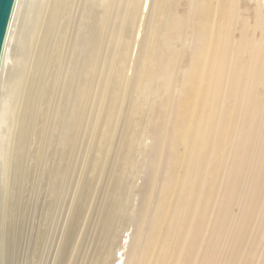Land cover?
<instances>
[{
  "label": "rangeland",
  "instance_id": "1",
  "mask_svg": "<svg viewBox=\"0 0 264 264\" xmlns=\"http://www.w3.org/2000/svg\"><path fill=\"white\" fill-rule=\"evenodd\" d=\"M63 1L65 0H59L58 6L63 3L67 4L70 0ZM123 3L124 0H108V7L103 21L94 23L95 25L93 24L90 32L95 37V43L88 49L79 47L75 50V68L81 62V64L87 65L88 71L86 74L79 75L76 80L77 83H74L70 79V81L67 80L68 78H62L61 82H64L65 85L71 82L77 85L75 94L70 96L71 99H74L75 107L73 112H68V95L65 97L67 101L62 97V103L60 106L58 104L59 110L55 117L56 126L53 125V116L51 114L54 98H51L55 94L54 87L60 77L56 76L61 70L59 67L62 68V65H64L61 64L64 63V58L60 54L62 45L60 47L57 45L60 41L54 34V32H57L55 29H57L58 25L55 26V23L50 19L51 21L49 20L48 22L53 23L49 24L46 22L49 26H45V29L50 27V31L40 30L41 28L38 29L39 34L36 32L37 30L35 31L37 35H34L35 39L34 36L33 39L36 40V37L38 39L36 40L37 42L33 39L32 41L39 45L46 40V44L43 43L44 47H46L44 48L45 50L42 49V45H39L40 47L38 46V48L34 43L29 44L28 38H26L27 42L25 40L29 45L32 44V46H28L31 49L38 48L37 51L33 49V51L35 50L34 52L41 51L40 54L34 53L35 55L31 54L32 50L31 52L26 51L29 52L30 56L32 55L36 58H32L31 56L33 62L31 61L32 66H29L31 69L29 76L31 75V78L28 77V80L30 79V83L32 80V84L29 83L30 87L32 86L30 89L32 92L28 91L27 100L32 97L33 99L27 101L30 104L26 103L27 105L24 106L25 109L23 110H27L28 112L24 113V115H28L24 117L23 122L25 123H22V134L24 133L22 137L24 140H22V159L20 158L19 167L20 175H27L28 177V179L26 178L27 184L24 193L25 204L26 206L28 205L27 209L31 212V216L33 215L35 218H33V222H35L34 226L38 228H33V233L36 232L35 235L39 238L38 240L35 237V240H38L35 243L39 244H36L37 249L35 251L37 252L35 253L34 264H47L46 262L50 256L49 251L51 250V237L55 231V225H59L63 221L66 210L70 207L73 184L76 187L75 204L68 238L73 231L76 237L75 264H96V261L99 262L102 254L107 250H111L114 257V251L123 241V236L130 232L138 234L143 230L147 231V236L149 234H153V236L150 235L152 239L146 245L142 262L143 264H157L156 252L154 259L153 252L160 244L163 231L167 233L172 231V225L174 224L172 222L174 220L178 221L179 218V200L186 197L175 191L179 189L178 187L183 183V180L187 179L184 178L185 175H200L199 180L201 175H214L211 178L213 182L209 180V183L207 182V185H212L214 188L219 184H223L222 179L224 175H235L236 173L238 175L237 178L233 180L234 182L228 184L230 186L236 185L235 189L238 190H234L235 192L225 191L214 194L212 191H207L206 194L201 195L202 199L204 196L206 197L204 199L205 202L203 201L205 216L202 228L204 232L201 235L199 234L201 239L198 240L199 224L195 233L191 232L189 234V243L194 245V249H192L188 257H194L190 261H187V264H196L198 259L203 258L200 255L198 256L199 252H197V250H200L201 243L207 249V257L202 259L204 264H257L258 262V264H264V87L262 83L259 82L258 85H261L254 86L250 94L252 98L247 96L249 104L250 102L253 104L249 106L248 111H250H242L241 106L244 107V104L241 100L247 99L246 91L249 88V82L247 81L245 72L247 68L245 66L244 68L241 67L244 71H242V75L237 82L239 90L236 88L237 90L229 96L227 95L228 107H226L227 110H224V114L222 115L225 118L222 121L225 122V125L227 124L222 130L227 128V131L219 133L217 142L216 137H214L215 134L212 131L214 132L215 127H217L215 121L218 122L220 118L217 112L220 105H224L225 100L219 98L215 100L216 103L213 102V111L216 108L218 109L211 118V124L215 123V126L213 125L214 128H212L213 126L211 127L210 125V133L213 135L209 137L207 146L211 148L212 152L214 151L212 149L214 147L217 157H211L212 160H209V153H206L204 158L199 159L197 164H195L196 166L199 165V167H195L193 158H189L190 153L188 152L189 147H191L190 144H193L195 139L191 134L194 139L191 140L190 137L186 136L185 142H182L184 144L179 139L175 141V151L172 153L173 156H170V158L173 157L172 160L168 159L169 156L167 154L159 157V159L156 158V149L159 145L164 146V144L153 139V132L156 129H162V124L167 128V125H164V120L166 114L169 113L167 111L173 107L168 104L172 102L171 97L177 93L183 84L181 70L190 65V50L185 49L184 51L175 90H169L168 93L171 96H165L163 103L160 102L156 89L152 94L149 93L152 85L151 81V85L149 82H142L143 79H140L136 75L141 63L139 62L140 59L144 58L143 55L146 56L147 54H145L147 51H143L146 49L144 48V43L141 40L142 37L140 38L142 35L140 34L144 32L146 28L145 24L148 25V23L144 22L145 26L141 28L137 27L139 20L136 21L135 19L134 21L133 19L132 21L129 20L130 22L126 19L124 20ZM248 4L249 1L242 0V5ZM62 6H65V4L61 5V8H63ZM186 8L187 2L185 0L181 1L179 12L185 13ZM65 11L66 16L63 17L67 19L68 11L67 9ZM52 15L54 16V13ZM52 15L51 18H53ZM250 16H254L253 10H250ZM54 18L53 20H56ZM147 19L145 18L149 22L150 17L149 20ZM50 25H52V29L54 28V35L51 33L52 29ZM120 30H122V34L120 33L121 37L118 36ZM138 30L142 31L139 32ZM40 31L46 32V34L49 31L48 33L52 34L54 38L50 37L49 34H47L49 37L44 34L45 37L43 38L44 35H41ZM144 35H146V32ZM135 36L139 38H134ZM235 37H239L238 29ZM43 39L45 40L43 41ZM53 39L56 40L54 41ZM121 39H123V42ZM138 39L142 41L141 44V41L139 42ZM47 40L53 43V45L54 42L58 41L55 44L57 49L53 48L51 43L48 45ZM137 40L139 44L136 43ZM26 46L22 50H30ZM135 46H138V49ZM46 50L49 51L47 52ZM24 53H22V56ZM22 56H20L21 60H19V63L14 66L16 69L13 68V70H16V73H14L16 75H19L20 70L22 72L26 65L24 62H28L30 59L29 56V59L25 60L28 55L24 54ZM46 58L49 59V62ZM58 62L59 67L57 66ZM22 64L23 66H21ZM17 65L21 66L22 69L18 68L19 66ZM48 65L51 66L49 67ZM57 71L59 72L57 73ZM10 72H12L11 76H13V71ZM152 72L154 74L158 71L154 68ZM44 77L47 78L45 79ZM51 81L55 83L52 84ZM194 82L199 83L200 81L194 80ZM147 84L150 87L148 86L147 90H145ZM37 88L41 93L36 90ZM140 88H144V91H141ZM41 96L49 104H46L43 100L40 101L42 99ZM37 105L40 106L38 107ZM194 106V104H191L189 108L190 119L187 118L189 124L196 121L197 113L193 109L195 108ZM191 112L195 113L196 116L191 118ZM255 116L257 117L255 118ZM216 118L217 120H215ZM243 122L245 123L244 126H246L244 128L241 127ZM168 124L171 127L170 118L168 119ZM236 132H240V137L244 139L243 142L239 143L238 147L237 144L234 145L236 143ZM185 133L188 132L185 131ZM165 144V147L168 148L169 144L166 142ZM233 150L238 152L239 162H237V165L229 167L228 159ZM234 157L236 158V155L233 154L230 162ZM234 163H236V160ZM209 167H211L212 172H208L207 169ZM49 175L52 177H48ZM53 175L58 176L53 177ZM169 175L170 178L172 176L169 190L164 193H156L155 188L157 186L163 184V181L168 183ZM239 177L241 178L239 179ZM46 180L51 182L53 180L54 183L56 181L57 183L59 182L55 194H48L46 192V186L44 185L48 182ZM255 184L260 187L259 191L262 194H253L254 198L250 197L253 195L249 196V194L241 193L242 190H239ZM29 206L33 207L30 208ZM154 212H159L156 219L157 223L155 226L149 227L150 223L148 219L153 217ZM144 216L148 217L145 223L142 221ZM189 225L190 223L187 221L186 225H184L185 230H187ZM158 232H160L159 237ZM176 235L179 237L178 241L174 234L173 237L176 242L183 240L180 234ZM171 241L173 248L176 249V242ZM150 250L153 251L151 254L148 253ZM113 257L109 264H114ZM66 258L65 254L64 263L68 261Z\"/></svg>",
  "mask_w": 264,
  "mask_h": 264
},
{
  "label": "bare ground",
  "instance_id": "2",
  "mask_svg": "<svg viewBox=\"0 0 264 264\" xmlns=\"http://www.w3.org/2000/svg\"><path fill=\"white\" fill-rule=\"evenodd\" d=\"M58 1L59 0H16L4 40L3 52L0 61V264H34L35 253L37 252L35 251L37 249L36 244H39L37 242L35 243V241L37 240H35V237L38 238L35 235L36 232L33 233V228H37L36 226H34V216H31V212H29L27 209L28 205L26 206L25 204L24 193L28 177L27 175H20L19 168L20 158L22 159V140H24V138L22 137V135L24 134H22V123H25L23 122L24 117H27L28 115H24V113H27L28 111L23 110L25 109V105L30 104V102L27 101L33 99L32 97L27 100L29 94L28 91L32 87H30V84H32V80L31 83L30 79L28 80V77L31 78V75L29 76V71H31L29 66L31 65V61L33 62L31 56L35 55L34 53H41V51L34 52L35 50L37 51V49L40 47L39 45L43 46V48L41 47L42 49L46 48L43 44H46V40L43 39V41L45 40V42L37 45L35 42H37L36 40L38 39V37H36L37 39L34 40V35H37L36 32H38L39 34L38 29L40 28V30L43 31H50V27L48 29H45V26H49V24L53 22L55 23V26L58 25L57 29H55L57 32H54V34L55 37L61 42V44L60 42L58 44V41H56L54 42V45L56 43L57 45H59V47L60 45H62L61 49L59 47L58 48L60 49L61 56H63L64 58V63L61 64L64 65H62L63 67L61 68L58 66L59 62L57 63V66L61 70L59 69L60 72L57 71V73H59L56 76L60 77L54 87L55 94L53 97L51 96V99L54 98V104H52L54 106H52L53 111L51 112V114L53 116V125L56 126L57 122L55 121V117L59 110V106L62 103V97H64L65 100L66 95H68V112H73V109L75 107L74 99H71L70 96H73L75 94L77 85L73 84L72 82L65 85L64 82H61L63 80L62 78H68L67 80L70 79L74 83H77L76 80L78 79L79 75L87 73L88 67L86 64H81L80 62L78 64V67L75 68L74 52L79 47L82 49H88L93 43H95V37L94 35L90 34V32L93 28L94 23L103 21L105 11L108 7V0H70L67 4L60 3L61 5L65 4V6H62L63 8H61L60 4V6H58ZM181 1L183 0H124L122 11H124V20L126 19L128 20V22L132 21L133 19L134 21L135 19L136 21L139 20V24L137 22L136 23L138 24L137 27L141 28H144L142 26L146 25L147 31L146 28L143 33L141 32L143 29L138 30L139 32H141V34L139 33L140 35H142L140 36V38L142 37L141 40L143 41L144 48L146 49L143 51H147L145 52V54H147L146 56L142 54L144 58L141 57L143 60L140 59L139 61L141 63L139 64V69L137 70L138 73L136 75L140 79H143L142 82H149L150 84L151 81L152 85L150 84L151 88L149 93L152 94V92H154L156 89V91H158L157 97H159L158 100L160 102L163 103V99L165 98V96H171L168 93L169 90H175L176 80L178 78L177 75L180 70L184 51L185 49L190 50V65L181 70V78L183 84L181 85V88L178 89L177 93L173 94L174 96L171 97V101L173 103L171 102L170 104H168L173 107H171V109L167 111V113H169L166 114L164 120V125L166 124L167 128H165V126H163L162 124V129H156V131L153 132V139L164 144V146H158V148L156 149L155 157L159 159V157L165 156V154H167L169 156V159L170 156H173L172 153L175 151V141H178L179 139L181 143L185 142L184 139L186 136L188 138L190 137L191 140L195 138L193 144H190L191 147H189L188 150V152L190 153L189 158H193V163L195 165L197 164V161L199 159L204 158V155H206V153H209V160H212L211 157H217L214 152V147L212 148L214 150L213 155L212 150H210L211 148L207 146L208 140L211 135L215 134L214 137H216L217 142L220 135L219 133H221V131H227V128L222 130L227 125H225V122L222 121L225 120L222 115L224 114V110H227L226 107H228L227 97L235 90H239V88H237V82L242 75V71H244V66L247 68L245 72L248 79L247 81L249 82V88L246 91V98L247 96H251L250 94L254 89V86L258 85L259 82H261L262 86L264 87V0H247L249 1L248 5H242V0H185L187 2V8L186 12L183 14L179 12ZM67 6L68 8H66ZM65 9H67L68 11V16L66 17L67 19L64 18L66 16V11L64 12ZM250 10L254 11L253 17L250 16ZM52 13H54V16L52 15ZM51 15L53 16V18L55 17L57 21L53 20V18H51ZM145 18L149 20V22L146 21ZM50 19L53 22L49 23L48 21ZM46 22H48L49 24H47ZM144 22L148 23V25ZM251 22H253V24H251ZM42 26L44 27L42 28ZM50 26L52 29V25ZM103 26H105V24H103ZM53 29L51 31L52 34ZM63 29H65V32L63 31ZM237 29L239 32V37L236 38L235 34ZM49 31H47V34H49ZM121 32L122 30L119 31L118 36L122 34ZM145 32L146 35H144ZM40 33L41 35H47L46 32L43 33L42 31H40ZM52 34L49 35L50 37L54 38ZM45 35L43 36V38L45 37ZM49 35L47 36L49 37ZM47 36L46 38H48ZM137 37L135 36L134 38ZM26 38L29 39V44L34 43L36 44V47H39L37 49H35V45V48L32 49L28 47L32 46V44L29 45L28 43H26ZM107 38H109V36H107ZM32 39L35 42H33ZM49 39L51 40V38ZM48 40L47 43L48 45H50L49 43L51 42ZM53 40L55 41L56 39ZM121 40L123 42V39ZM138 40L139 42L141 41L140 39ZM138 40L136 41L137 44H139ZM142 41L140 42V44L142 43ZM51 44L53 48L57 47L56 45L54 46L53 43ZM66 44L68 45L65 46ZM25 46L26 48H30V50H22L23 48H25ZM138 46H135V48L138 49ZM33 49L35 50L33 51ZM26 51H30L32 55L30 56L29 52ZM23 52H25V55H28L25 60H27V58L29 59L30 56V64L29 61L24 62L26 63L24 69L22 70V72H20L21 70L19 71V75H16L14 74L16 73V68L14 66L19 63V60H21L20 56H22ZM34 57L32 56V58ZM45 57L47 56L45 55ZM46 60H48L49 62V59L46 58ZM23 64L21 66H23ZM21 66H19L18 68L22 69ZM41 67L43 68L42 65ZM241 67L243 68L241 69ZM13 68H15V72ZM154 68H156L158 72L153 74L152 70ZM10 71H13V76H11L12 72ZM194 80H199L200 82H194ZM54 83L55 82H52V84ZM149 84H147L145 90H147ZM140 89L141 91H144V88ZM36 90L38 91V88ZM237 97H235V99H237ZM67 98L65 101H67ZM219 98L225 100L224 105L221 104L219 109L216 108V110L213 111V102H215V100ZM34 100L33 103L35 104ZM41 100H43V97L42 99H40V101ZM241 102H243L244 104V107L241 106V110L244 112L248 111L250 105H253L251 104V102L249 104L248 98L243 101L241 100ZM51 103L52 102L50 100V104ZM191 104L195 105V108L193 109L195 113H197V117L195 122L193 121L189 124V108ZM217 109V113H219L218 116L220 118L218 117V122L215 121L217 127H215L216 129L214 132L212 131V134L210 133V125L212 127L215 123L211 124V118L215 115ZM195 113L191 112V118H193V116H196ZM256 117L257 116H255V118ZM260 117L262 116L260 115ZM169 118L171 127L168 124ZM215 120H217V118ZM244 124L245 123L243 122L241 127H246L244 126ZM214 126L212 128H214ZM184 130L188 133H185ZM239 133L240 132H236L235 134L236 143L234 145L237 144V147L239 146V143L243 142L244 140L240 137L241 134ZM191 134L194 136V138L193 136H191ZM165 142L169 144L168 148L165 147ZM193 153H195L196 156L195 154L193 156ZM233 154L236 155V158H232L230 162L231 156ZM237 154L238 152L236 150H233L230 154V157L228 159L229 167H233L234 165L238 164L237 162H239V160ZM170 159L172 160L173 157ZM235 160L236 163H234ZM169 163L172 164L171 162ZM195 167H199V165H195ZM207 170L208 172H212L211 167H209ZM236 174L224 175L222 179L223 184H219L220 186L217 185L214 188L212 185H207L208 180L210 182H213L211 178L214 175H201L200 180V175H185L184 178L187 179H184L183 183H181L178 187L179 189L175 190L178 193L186 196L184 198H180L181 200H179L178 221H171L172 224L174 223L172 225V231L168 233L166 231H163L162 237L160 239V244L158 245L157 249L154 252L152 250L148 252L149 254L153 252V259L156 252L157 264H187V261H190L194 257H188L192 249H194V245L192 243H189V234L191 232L195 233V230L199 224L198 240L201 239L200 235L204 232V229L202 228L203 218L205 216L203 201L204 199H206V197L204 196L202 199L201 195L206 194L207 191H212V193L214 192V194H218L225 191L233 192L234 190H238L235 189L236 185H228L229 183L234 182L233 180L237 178L238 175ZM50 176L51 175H49L48 177ZM57 176L58 175H53V177ZM240 178L241 177H239V179ZM171 179L172 176L170 178L169 175L168 183L165 181H161L163 184L157 186V188H155V192L164 193L168 191L169 187L171 186V184L169 183H172ZM58 183L57 181L56 183H54L53 180L52 182L48 181L47 183H45L44 185L46 186V192L48 194H55L58 188ZM75 190L76 187L75 184H73L72 194L70 198V207L67 208L66 215L63 221L59 225H55V231L51 237V250L49 251L50 256L46 262L47 264L76 263V237L74 236L73 231L71 232V236L68 238V234L70 232V221L75 204ZM239 190H242L241 193L249 194V196L253 194H262V192L259 191L260 187L256 186V184L247 186ZM36 194L38 195V193ZM250 197L254 198V195ZM158 214L159 212H154L153 217L148 219V222L150 223L149 227H153L156 225ZM147 218L148 217L146 216L143 217V223H145ZM187 221L190 223V225L187 227V230H185L184 225H186ZM159 233L160 232H158V237ZM146 234L147 231L145 230L141 231L138 234H136L135 232L127 233L125 236H123V241L115 249L114 257L112 256L111 250H107L102 254L99 262L96 261V264H109L112 257L114 264H143L142 260L144 257L145 248L147 247L146 245H148L149 241H151L152 239L150 238V235L153 236V234H149L148 236ZM174 234L175 238H177L178 241L179 237L176 234H180L183 240H181L180 242H176L175 238L173 237ZM171 240L176 242V249L173 248ZM197 252H199L198 256L200 255L203 258L198 259L196 264H204L202 259L207 257V249L204 245H202V243L200 245V250H197ZM65 254L67 257L66 260L68 259L67 263H64Z\"/></svg>",
  "mask_w": 264,
  "mask_h": 264
},
{
  "label": "water",
  "instance_id": "3",
  "mask_svg": "<svg viewBox=\"0 0 264 264\" xmlns=\"http://www.w3.org/2000/svg\"><path fill=\"white\" fill-rule=\"evenodd\" d=\"M15 1L16 0H0V61Z\"/></svg>",
  "mask_w": 264,
  "mask_h": 264
}]
</instances>
